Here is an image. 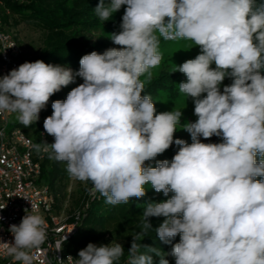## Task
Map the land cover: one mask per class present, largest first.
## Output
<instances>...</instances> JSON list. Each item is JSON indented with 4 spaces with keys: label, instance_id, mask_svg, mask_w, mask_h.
I'll list each match as a JSON object with an SVG mask.
<instances>
[{
    "label": "clouds",
    "instance_id": "1",
    "mask_svg": "<svg viewBox=\"0 0 264 264\" xmlns=\"http://www.w3.org/2000/svg\"><path fill=\"white\" fill-rule=\"evenodd\" d=\"M122 6L120 31L109 38L120 47L83 55L76 72L24 62L0 77V112L16 113L28 128L53 94L82 78L44 120L54 142L32 147L65 162L71 178L91 181L111 205L145 197L146 185L172 193L145 203L127 264H154L153 256L169 264L166 255L175 264H264V0H99L95 13L105 22ZM161 37L200 49L173 71L186 77L178 87L193 100L195 122L181 124L182 110L157 113L143 94L141 76L151 80L162 61ZM225 78L232 83L221 91ZM178 126L191 143L174 139ZM213 136L223 142L201 141ZM173 143L171 162L145 166ZM25 213L9 227L14 243L0 247L32 264L31 251L46 240L45 219ZM150 217L165 218L155 228L161 242L172 244L179 234L170 253L140 243L153 228ZM124 252L119 242L89 243L74 264H119Z\"/></svg>",
    "mask_w": 264,
    "mask_h": 264
},
{
    "label": "trees",
    "instance_id": "2",
    "mask_svg": "<svg viewBox=\"0 0 264 264\" xmlns=\"http://www.w3.org/2000/svg\"><path fill=\"white\" fill-rule=\"evenodd\" d=\"M4 6L9 10L6 14L0 9V17L4 24L24 23L26 25L37 28L44 33L43 45L35 56L24 58L23 62H35L42 60L45 63L53 65H61L71 68L73 72L79 70V61L85 54H90L92 51L103 53L106 49L112 47H120L114 43H107L101 36H97L93 40L91 32L102 27V21L95 13V7L99 0H3ZM107 2V0H106ZM119 19L115 13L113 17L108 20L109 24L116 22ZM264 74V73H262ZM143 77L140 79L142 80ZM177 78L176 73H160L151 80L145 81V88L143 94H149L152 97L160 89H166L174 98V83ZM232 80L225 78V85H230ZM63 88L53 94L48 104L41 110L42 118L32 126L25 128L30 129H44V120L52 114L51 104L55 100H64ZM223 91V89H222ZM54 141H49L48 144ZM222 138L213 136L209 143H221ZM178 149L170 147L163 154L158 155L155 160L146 162L145 166L151 164L156 166V161L167 159L171 162ZM67 175L66 163L49 159L48 153L45 154L41 161V175L40 179L46 183L55 194L56 203L58 202L59 194L64 178ZM260 179V178H257ZM88 187H92L91 181L86 182ZM147 194L143 198H132L126 204L111 205L105 202V198L99 193L94 192L91 197H82L76 204H78L77 211L79 218L77 220V229L71 237L63 243V252L69 253L78 257L80 250L86 248L89 243L96 245L108 244L107 238L113 239L122 238V246L125 250L124 256L121 258L119 264H127L129 259L128 250L132 243V234L134 232L128 231L126 233H119L110 228L111 223H114L122 217H141L145 203L151 201V197L159 195V198L164 194L155 192L149 185L145 186ZM88 191V188L85 189ZM63 195V194H62ZM56 207V204H55ZM165 218L150 217L152 229H149L147 236L142 238L141 244L151 247H158L165 253H170L172 245L179 242V234L173 239L172 244H165L161 242L156 236L155 228L158 227ZM74 221L73 217L69 218ZM144 248L140 249L141 253L146 252ZM172 257L166 255L165 259ZM79 258V257H78ZM154 264H158L159 257L153 256Z\"/></svg>",
    "mask_w": 264,
    "mask_h": 264
},
{
    "label": "built area",
    "instance_id": "3",
    "mask_svg": "<svg viewBox=\"0 0 264 264\" xmlns=\"http://www.w3.org/2000/svg\"><path fill=\"white\" fill-rule=\"evenodd\" d=\"M0 9L6 14L9 10L0 0ZM24 50L12 30L8 29L0 17V77L17 69L24 62ZM11 112H0V242L14 243V236L10 233V225H19L24 217L25 209L28 214H39L45 219L46 240L39 248L31 251L32 264H74L78 259L72 254L63 252V243L67 241L77 229L79 212L74 211L69 217H62L55 210V194L51 188L41 181V161L46 152L37 151L32 147L36 142L31 132L36 131L39 142L54 141L44 129L25 130L20 122L11 124ZM42 112L39 113V119ZM37 121V122H38ZM35 205V209L32 208ZM73 217L74 221L69 218ZM67 236L64 241L63 237ZM61 248V250H57ZM69 256L73 258H68ZM0 264H22L14 261L0 247Z\"/></svg>",
    "mask_w": 264,
    "mask_h": 264
},
{
    "label": "rangeland",
    "instance_id": "4",
    "mask_svg": "<svg viewBox=\"0 0 264 264\" xmlns=\"http://www.w3.org/2000/svg\"><path fill=\"white\" fill-rule=\"evenodd\" d=\"M259 2V0H258ZM126 6H122L121 9L116 12L119 19H116V22H113V24H109L107 21H105L97 30H94L91 32V36L94 39H96L97 36H101L107 43H113L111 41L110 35L113 32H119L120 31V24L122 22V16L124 14ZM5 26L12 30V32L15 34L16 39L22 46L24 50V57L29 58L31 56H35L37 53H39L42 45H43V39H44V33L43 31L34 28L32 26L26 25L24 23H18L17 25L9 22L6 23ZM193 42L187 41V40H176V41H168L164 40L162 37L160 38V44H159V52L162 55V61L160 65L155 68L151 69L153 75L152 77L158 76L160 73H176L177 78L174 85V98L171 97V93H169L166 89H160L158 90L155 95L152 97L155 102V107L157 113L165 112V111H171V110H182V117H181V124L186 122H195L197 117L194 115V103L191 98H188L179 92L178 84L182 81H186V77L184 74L175 70V64L180 65L183 62H185L188 59H194L199 53L200 49L198 46H195ZM212 67H215V65H212ZM142 81H146L145 76H141ZM80 83H83V79L80 77H77L75 82L72 84H69L68 86L63 88L64 93V99H66L67 94L71 91L72 88L78 86ZM225 86V80L222 82L221 85V91L223 87ZM17 114L16 113H10L9 115V121L10 125L9 128H11L14 123L19 122L17 120ZM35 130V129H33ZM32 139L38 143L39 137L36 131L31 132ZM183 139L187 143H191V137L190 134L187 133L184 130H178L174 134V139ZM212 139V137L208 140H205L201 137V141L204 143H209V141ZM173 148L178 149V146L173 143ZM88 188V191H85V189ZM61 193L59 194L58 202L56 203L55 210L62 215V217H69L71 214H73L74 211H77L78 204L77 201H79L82 197H91L94 194L93 186L88 187L86 182H82L78 179H73L69 176L68 172L66 177L64 178L62 187H61ZM63 194V195H62ZM172 193H169L168 197H165L164 195L159 198V195H155L151 197V201L153 202H162L170 198ZM161 218V217H157ZM164 218V217H162ZM150 219V218H149ZM140 223V217H122L119 218L114 223H111L110 228H112L115 231H118L119 233H126L128 231L135 232L139 231V225ZM134 234V233H133ZM132 234V235H133ZM122 238H116L113 239L112 237L107 238V243H122ZM99 246V245H97ZM169 261V264H175L174 257H168L166 258Z\"/></svg>",
    "mask_w": 264,
    "mask_h": 264
}]
</instances>
